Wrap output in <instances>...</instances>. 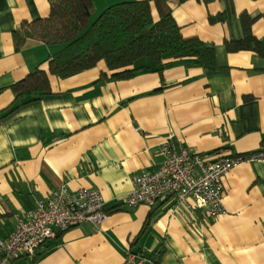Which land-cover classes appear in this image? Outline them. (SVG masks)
I'll return each instance as SVG.
<instances>
[{
  "label": "crops",
  "instance_id": "1",
  "mask_svg": "<svg viewBox=\"0 0 264 264\" xmlns=\"http://www.w3.org/2000/svg\"><path fill=\"white\" fill-rule=\"evenodd\" d=\"M127 1L143 0H93L92 19ZM233 1L238 16L256 18L253 32L263 39L264 0ZM171 2L184 36L214 47L217 67L189 59L162 75L99 82L107 71L101 63L66 79L50 76L52 94L0 121V240L63 185L99 190L108 214L103 224L72 228L11 264H126L128 252L142 254L143 264H264V163L241 164L224 177L227 214L215 219L192 200L174 209L173 196L153 207L124 203L137 175L160 169V146L171 133L208 156L264 150V57L227 51L225 40L241 35L238 20H208L226 0ZM49 13V0H0V111L13 102L8 88L46 69L42 63L57 53L37 41L14 48L12 32Z\"/></svg>",
  "mask_w": 264,
  "mask_h": 264
},
{
  "label": "trees",
  "instance_id": "2",
  "mask_svg": "<svg viewBox=\"0 0 264 264\" xmlns=\"http://www.w3.org/2000/svg\"><path fill=\"white\" fill-rule=\"evenodd\" d=\"M171 1L117 3L93 21V0H49L47 17L23 22L12 32L14 48L20 51L27 41H37L60 50L42 63L46 69L40 66L8 88L14 99L0 111V121L20 107L52 94L50 76L66 79L101 63L107 71L101 74L99 82L131 80L141 72L162 75L165 67L189 59L204 67H217L213 46L197 36H184L173 16ZM174 1L184 4L192 0ZM208 20L210 25L238 20L241 35L225 40L227 51L252 52L264 57V38L253 32L256 18L245 12L238 16L233 0H226V8L210 15Z\"/></svg>",
  "mask_w": 264,
  "mask_h": 264
},
{
  "label": "built area",
  "instance_id": "3",
  "mask_svg": "<svg viewBox=\"0 0 264 264\" xmlns=\"http://www.w3.org/2000/svg\"><path fill=\"white\" fill-rule=\"evenodd\" d=\"M160 169L143 171L134 178L133 191L124 203L130 208L153 207L167 196L176 198L174 209L187 206L206 211L210 219L226 214L223 179L244 163H264V152L244 155L208 156L184 146L169 134L160 146ZM108 219L105 200L99 190L81 188L71 191L66 185L35 208L17 218L13 235L0 240V264H11L19 256H34L45 243L72 228L85 224L99 226ZM140 253L128 252L126 264H143Z\"/></svg>",
  "mask_w": 264,
  "mask_h": 264
},
{
  "label": "rangeland",
  "instance_id": "4",
  "mask_svg": "<svg viewBox=\"0 0 264 264\" xmlns=\"http://www.w3.org/2000/svg\"><path fill=\"white\" fill-rule=\"evenodd\" d=\"M96 19H97V17L94 18V19H92V20L95 21ZM59 50H60V47H58L57 52H58ZM202 155H204V154H202ZM226 214H227V211H226ZM226 214H225V215H226ZM59 234H62V233H59ZM59 234H58V235H59ZM58 235H57V236H58ZM57 236H56V237H57ZM146 256H147V255H146ZM152 258H153V257H152ZM152 258L147 256V259H148V260H151Z\"/></svg>",
  "mask_w": 264,
  "mask_h": 264
}]
</instances>
